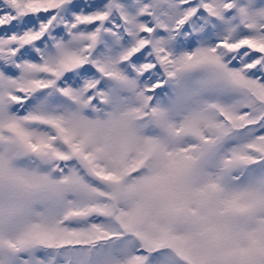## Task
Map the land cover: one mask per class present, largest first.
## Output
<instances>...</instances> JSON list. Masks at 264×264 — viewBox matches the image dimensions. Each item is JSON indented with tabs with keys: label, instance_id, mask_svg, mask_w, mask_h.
<instances>
[{
	"label": "snow or ice",
	"instance_id": "obj_1",
	"mask_svg": "<svg viewBox=\"0 0 264 264\" xmlns=\"http://www.w3.org/2000/svg\"><path fill=\"white\" fill-rule=\"evenodd\" d=\"M0 264H264V0H0Z\"/></svg>",
	"mask_w": 264,
	"mask_h": 264
}]
</instances>
